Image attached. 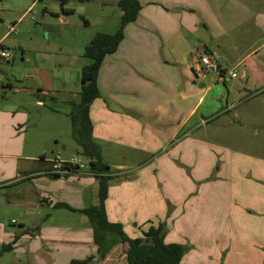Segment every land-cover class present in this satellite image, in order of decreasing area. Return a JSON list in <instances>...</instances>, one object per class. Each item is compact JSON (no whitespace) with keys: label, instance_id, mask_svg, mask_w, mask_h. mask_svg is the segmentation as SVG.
<instances>
[{"label":"crops","instance_id":"1","mask_svg":"<svg viewBox=\"0 0 264 264\" xmlns=\"http://www.w3.org/2000/svg\"><path fill=\"white\" fill-rule=\"evenodd\" d=\"M140 1L142 9L135 24L139 26L145 23L149 31L139 32L138 27L135 30L133 26L128 27L131 24L127 26L118 51L107 56L101 66L97 78L101 98L92 104L90 110L94 140L100 145L103 162L109 166L111 173L105 202L107 217L110 222L122 225L125 234L127 224L134 228L144 224L148 229L163 225L166 244H189L193 247L189 252L186 251L182 264H263L264 187L259 185L254 193L250 192L254 196L260 193L262 196H259L258 205H249L244 211L240 209L243 204L234 200L232 192L225 206H222L218 215L220 219L199 218L195 214L196 208H188L189 213L183 212L181 201L183 190L184 196L197 199L196 189L198 194L204 193L210 197L209 192L214 188L206 187L202 192L213 181L209 182V178L214 175L213 167L211 164L207 169L200 168L197 160L200 153L198 145L207 146V142L201 140L203 136L192 139L206 125L202 113L201 117L197 116L210 91L205 82H198L202 77L200 57L208 54L217 60L222 71H236L238 78L242 74L241 79L246 81L247 91L250 90L248 81L263 84L264 0H158V4L146 2L145 7L143 0ZM136 33L138 38L149 35L141 42L142 59L135 57L137 46L140 45L137 42L139 39L134 37ZM4 38L6 36L2 40ZM148 38L156 39V54L151 52V45L146 43L149 42ZM146 54L151 59L148 56L144 58ZM137 61L140 72L132 68ZM171 68L179 76L174 78L172 75V84L163 75V72L171 71ZM158 80L166 88L165 91L169 89L166 95L164 91L152 90L150 81ZM40 92L37 98L38 104L42 105L40 97H46L47 92ZM71 103L68 105L70 109ZM69 147L64 145L62 151L52 150L51 157L60 154L66 160L71 159L75 155L66 154ZM77 153L81 155V150ZM42 157L38 161L40 165L37 171L30 173L19 166L17 178L0 189L18 188L16 191L19 196L23 195L24 200L36 198L41 207L52 205L53 202L63 203L72 209V214L98 205L99 180L90 170L66 177L67 188L63 187L64 192L56 194L53 190L59 184L53 183L55 177L46 174L50 159ZM18 159L21 160L20 157ZM150 161H153L155 169L149 167ZM167 170L173 171V175L168 174V177L182 180L187 189L176 186L171 188L169 184L167 186L160 182L159 187L155 188L158 199L151 196L149 187V181L154 179L144 176L146 184L137 185L140 176L132 174L156 173L162 177L161 173H167ZM185 170L190 173H181ZM125 173L130 174L126 176ZM227 174L225 180L232 189V183L238 181V178L236 174ZM257 175V181L262 182L264 175ZM204 181L207 183L198 184ZM253 186L251 184L250 188ZM41 187L49 188H42L47 199L40 196ZM237 188L243 189L244 185L238 183L232 191ZM145 195L151 198V202L143 207ZM155 200H159L161 205H157ZM20 203H14L12 208L18 209ZM160 207L161 211L158 210ZM140 209H145L144 215ZM253 213H258L260 217H252ZM82 215L84 217L80 220L87 227L85 233L93 237L92 228L88 225L89 219ZM51 217H45L48 224ZM71 225L62 223L58 229L76 230ZM42 232L46 234V228ZM3 236L7 237L3 238V245H13L12 250L6 253H13L17 242L12 244V232L7 229ZM47 236H51L50 232ZM130 239L138 238L133 236ZM53 241L58 242L56 238ZM81 242L73 241L74 251L67 257L57 256L54 264L81 261L86 255V252L81 253V248H85ZM120 244L116 242L114 245L117 247ZM123 247L126 253L128 246Z\"/></svg>","mask_w":264,"mask_h":264},{"label":"rangeland","instance_id":"2","mask_svg":"<svg viewBox=\"0 0 264 264\" xmlns=\"http://www.w3.org/2000/svg\"><path fill=\"white\" fill-rule=\"evenodd\" d=\"M150 1L159 3L158 0H143L144 7ZM118 2L119 0H69L64 8L71 10V13H64L57 0H0V44L11 51L10 60H0V187L11 184L17 178L19 166L24 171L35 172L42 156L51 160V151H62L64 145L70 146L66 154L78 155L79 148L72 138L68 105L77 100L81 90V70L89 63L83 56L85 48L97 33L114 34L119 29L121 12ZM131 26L135 30L138 27L139 32L149 31L145 23H140L139 26L134 23L128 27ZM13 27L16 33H10ZM150 34L156 37L155 33ZM4 36L6 38L2 40ZM148 36L138 38L137 33L134 35L140 40H137L140 45L135 51L138 59L143 58L142 39ZM147 40L149 42L146 43L151 45V52L156 54V39ZM147 56L148 54L144 58ZM147 58L151 59L150 56ZM132 68L140 72L138 61ZM170 70L163 72V75L172 84L173 77L179 76L175 75L173 68ZM29 73L32 74L28 75ZM241 76L242 74L228 83L219 81V72H211L198 79V82H205L210 91L197 116L201 117L202 113L206 125L192 139L203 136L201 140L207 142V146L198 145L200 153L197 160L200 168L207 169L211 164L213 167L214 175L209 178V182L213 181L202 192L206 187L214 188L209 192L210 197L204 193L198 194L196 189L197 199L184 196L183 190L181 205L183 212L189 213L188 208H196V216L204 220L211 217L220 219L218 215L232 192L234 200L243 204L241 211L249 205H258L259 196H262L261 193L254 196L250 192L254 193L259 185L264 187V180L260 183L257 181L258 173L264 175V83L248 81L250 90L247 91L246 81ZM193 77L196 81L194 75ZM150 84L152 90L164 91L165 95L169 91H165L166 88L159 80L150 81ZM40 90L47 92L46 97H41L42 105L38 104L37 98V95H41ZM182 136L183 133L180 137ZM18 157L21 158L20 161ZM148 165L155 169L153 161ZM181 173L190 172L185 170ZM227 173L236 174L238 178V181L232 183V189L238 183L243 184L244 188L232 191L225 180ZM125 174L127 176L130 173ZM132 174L140 176L137 185L146 184L144 176L154 179L149 181L151 196L157 197L155 188L159 187L160 182L167 186L169 184L171 188L176 186L187 189L182 180L168 177V174L173 175L172 170L161 173L162 177L156 173ZM61 178L53 181L59 184L53 190L56 194L63 193L68 185L66 177ZM36 183L38 186V181ZM206 183L207 181L198 184ZM251 184L254 185L253 188H250ZM196 186L197 184L194 185L195 188ZM42 188H49H39L40 196L47 199ZM16 189L18 188L0 189V264H54L57 256L67 257L74 251L73 241L81 242L82 239L84 241L81 245H85V248H81V253L86 252V255L81 261L91 260L88 264H125L126 253L123 246L127 244L121 243L116 247L111 242L109 252L101 256L92 235L85 233L87 227L80 220L84 217L82 213L72 214L70 207H61L64 204L57 202L52 205L41 202L44 205L41 207L36 198L24 200ZM25 193L28 194L29 190ZM17 202H21L19 208H12ZM149 202L151 198L145 195L142 206L145 207ZM155 203L161 205L159 200H155ZM158 210L161 211V207ZM140 211L144 215L145 209ZM46 216H52L49 224ZM252 217L260 215L253 213ZM62 223L72 224L76 230L58 229ZM125 226L130 238H143V232L148 229L144 224L135 228L129 224ZM45 228L46 234L42 232ZM7 229L13 234L11 240L17 241L13 253L3 251L6 245H3L2 240L6 237L3 235ZM48 232L51 236H47ZM48 237H54L58 242L55 243L54 238ZM69 238L71 241L67 240ZM184 246L187 252L193 249L189 244Z\"/></svg>","mask_w":264,"mask_h":264},{"label":"trees","instance_id":"3","mask_svg":"<svg viewBox=\"0 0 264 264\" xmlns=\"http://www.w3.org/2000/svg\"><path fill=\"white\" fill-rule=\"evenodd\" d=\"M57 1L61 3L64 13H71V10L64 8L69 0ZM117 6L121 12L119 29L114 34L97 33L85 48L83 56L89 63L81 70V90L77 100L70 104L68 114L72 124L73 141L81 150V155L90 159V172L99 180L98 205L79 212L88 217L93 241L101 256L109 252L111 242L113 245L120 242L129 247L126 252V264H182L187 250L179 244L165 243L163 225L150 227L143 233V238L130 239L122 225L109 221L105 211L111 173L109 166L103 162L100 145L94 140L90 110L92 104L101 98L97 78L105 58L118 51L125 38V29L137 21L142 9L140 0H119ZM0 48H3L2 45ZM40 101L43 102L41 97ZM61 207L69 209L66 205ZM16 242L13 241L12 244ZM12 246H5L3 251H11ZM90 261H72L70 264H88Z\"/></svg>","mask_w":264,"mask_h":264},{"label":"built area","instance_id":"4","mask_svg":"<svg viewBox=\"0 0 264 264\" xmlns=\"http://www.w3.org/2000/svg\"><path fill=\"white\" fill-rule=\"evenodd\" d=\"M10 33H16L14 27L10 29ZM0 59L10 60L11 51L8 49L0 48ZM200 75L204 77L211 72H219L222 83H228L238 78L236 71H222L217 60L208 54H203L200 57ZM51 167L46 173L48 176L53 177H68L70 175L80 174V172L90 170V159L83 155H76L71 159L66 160L60 154H56L50 160Z\"/></svg>","mask_w":264,"mask_h":264},{"label":"water","instance_id":"5","mask_svg":"<svg viewBox=\"0 0 264 264\" xmlns=\"http://www.w3.org/2000/svg\"><path fill=\"white\" fill-rule=\"evenodd\" d=\"M32 73H29L28 75H31ZM60 179V177H55V180H58Z\"/></svg>","mask_w":264,"mask_h":264}]
</instances>
